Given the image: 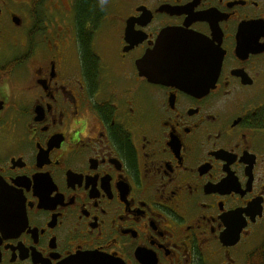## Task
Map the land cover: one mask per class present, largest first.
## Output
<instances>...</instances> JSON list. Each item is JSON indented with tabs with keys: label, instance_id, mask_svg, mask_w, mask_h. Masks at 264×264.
Returning a JSON list of instances; mask_svg holds the SVG:
<instances>
[{
	"label": "flooded vegetation",
	"instance_id": "1",
	"mask_svg": "<svg viewBox=\"0 0 264 264\" xmlns=\"http://www.w3.org/2000/svg\"><path fill=\"white\" fill-rule=\"evenodd\" d=\"M262 228L264 0H0V264H254Z\"/></svg>",
	"mask_w": 264,
	"mask_h": 264
},
{
	"label": "water",
	"instance_id": "2",
	"mask_svg": "<svg viewBox=\"0 0 264 264\" xmlns=\"http://www.w3.org/2000/svg\"><path fill=\"white\" fill-rule=\"evenodd\" d=\"M195 41V42H194ZM209 44L206 40L198 39L186 32L179 30H166L160 36L159 46H181L189 43ZM211 49L206 48V58L203 61L213 60ZM197 59L190 54L188 48H155L148 52L139 62L138 67L142 75L151 81L164 83L172 82L182 86L195 85L199 71H207L210 67L202 64L198 65ZM221 66L219 60L218 70ZM76 260H84L86 264H126L122 259L115 257H106L105 259L94 253L84 257H78Z\"/></svg>",
	"mask_w": 264,
	"mask_h": 264
},
{
	"label": "trees",
	"instance_id": "3",
	"mask_svg": "<svg viewBox=\"0 0 264 264\" xmlns=\"http://www.w3.org/2000/svg\"><path fill=\"white\" fill-rule=\"evenodd\" d=\"M252 260L254 264H264V241L259 249L254 252Z\"/></svg>",
	"mask_w": 264,
	"mask_h": 264
},
{
	"label": "rangeland",
	"instance_id": "4",
	"mask_svg": "<svg viewBox=\"0 0 264 264\" xmlns=\"http://www.w3.org/2000/svg\"><path fill=\"white\" fill-rule=\"evenodd\" d=\"M256 240L258 241L257 243H259L256 245V247L257 246L259 247L264 241V228H262V230L259 233H257Z\"/></svg>",
	"mask_w": 264,
	"mask_h": 264
}]
</instances>
